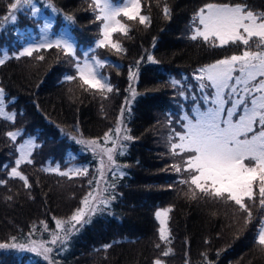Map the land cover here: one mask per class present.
Here are the masks:
<instances>
[{
	"label": "trees",
	"instance_id": "16d2710c",
	"mask_svg": "<svg viewBox=\"0 0 264 264\" xmlns=\"http://www.w3.org/2000/svg\"><path fill=\"white\" fill-rule=\"evenodd\" d=\"M45 1L49 3V0ZM199 1L202 0H169V19L162 12L160 1L150 0L145 14L150 16L151 25L146 28L134 22L130 26L131 31L127 37L123 36L122 42L126 54L101 50L118 66L104 70L114 86V91L107 94L108 99L95 91H85L76 80L73 81L75 85L65 81L64 76L71 74V68L66 69L65 57L55 48L34 54L44 55L43 61L12 58L0 66L5 106L10 112L17 113L14 122L0 118V179L8 181L6 185H0V243H12V237H16L17 242H25L29 233L33 238L40 232L46 234L47 231H43L45 224L55 230V219H67L72 210L80 206L75 199L71 210L67 203L70 194L53 190V183H67L76 176L69 179L57 172L44 171V164L51 160L68 165L72 153L80 154V144L69 134L104 143L105 133L116 128L121 106L128 98L131 111L125 113V123L130 129L128 134L134 139L125 142L124 155H116L118 164L127 165L123 168L126 175L116 181L117 198L109 209L92 216L91 222L73 234L64 248L54 254L60 264H154L157 258L164 264H264V250L255 243L257 228L264 219V208L258 204V218L244 240L247 227L240 225L239 228L240 223L230 210L236 206L225 204V210L219 212L178 197L174 191L179 185L178 179L169 172H165L167 175L162 172L161 165L169 164V161L164 158L160 166L154 161L157 160L153 149L160 116L173 114L176 104L182 103L186 107L193 104L192 90L187 92L188 99H185L179 94L182 87L172 85L171 81L175 79L183 85H193V74L199 67L232 52L230 48H212L187 38L184 30L199 9L196 6ZM226 1L246 3L257 11L264 10V0ZM12 2L0 0V49L13 43L19 49L24 43L20 40L19 28L37 25L30 8L16 12L15 23L11 20L2 22L9 14ZM89 2L51 0L58 10L57 24L64 26L69 22L65 16H73L74 23L69 22L70 30L82 49L95 44L100 33L99 22L95 21ZM26 35L23 38H27ZM149 54L158 63L148 61ZM198 56L203 61L198 60ZM130 69L136 74L132 80L129 79ZM130 84L137 93L134 99ZM71 86L79 89L71 91L68 89ZM197 101L200 102L199 97ZM9 131H21L39 145L34 149L33 163L21 165L30 188H25L19 179H9V169L15 166L18 158V141L14 143L7 137ZM162 147L169 155L168 144L164 142ZM86 159L88 156L79 155L78 161L85 162ZM91 171L88 170V176H97L96 171ZM9 196L11 200L7 199ZM168 207L172 208L168 222L171 243L165 244L159 239L155 212ZM110 243L113 246L104 251L103 245ZM157 244L161 247L157 248ZM169 247L177 257L174 258L173 253L162 256ZM30 257L27 253L0 251V264H26L27 261L41 264ZM178 258L180 262L176 261Z\"/></svg>",
	"mask_w": 264,
	"mask_h": 264
},
{
	"label": "snow or ice",
	"instance_id": "6c2138e0",
	"mask_svg": "<svg viewBox=\"0 0 264 264\" xmlns=\"http://www.w3.org/2000/svg\"><path fill=\"white\" fill-rule=\"evenodd\" d=\"M88 6L95 15V21L99 22L100 36L94 47L83 52L82 56L77 55V46L70 34L50 38L51 25L45 23L41 28L43 35L38 42L29 44L12 56L5 51L0 56V66L12 58L19 60L29 57L43 61L44 55L34 56V53L55 48L74 63L75 74L64 76L65 81L78 79L85 91H95L103 99H108L107 94L114 91V86L101 69L118 66L100 58L95 49L107 48L116 54H126L127 50L118 38H113L114 34L127 37L131 31L127 21H135L147 28L151 25V18L142 14V0H90ZM25 7L31 8L32 16L40 12L33 0H13L9 5V14L3 17L2 22L11 20L15 23L16 12ZM49 7L53 12L58 11L51 0ZM163 13L166 18H171V9L166 4ZM65 19L74 23L71 15H66ZM187 38L212 48H235L236 51L230 56L199 67L193 74L203 105L197 103V98L192 96L194 106L191 113L185 111L178 116L176 123L180 125L179 129L174 126L170 128L167 137L168 153L178 158L170 167L179 176L177 182L187 186L186 196L232 204L238 211L246 213L244 222L247 225L253 220L252 205L258 203L264 208V10H253L246 3L231 4L210 0L193 15ZM147 60L158 63L151 54L147 56ZM139 64L138 60L137 66ZM135 75L130 69L129 79L132 80ZM171 83L181 86L180 96L188 99L189 85H183L182 81L175 79ZM129 90L134 99L137 93L131 84ZM5 99V89L0 86V118L14 122L17 113L5 112ZM130 111L131 101L126 98L121 106L117 126L105 133L103 145L97 140L77 141L94 155H99V175L88 180L91 190L70 217L54 218V231L44 225V230L50 232V239L41 242L30 239L25 243H18L17 238L12 237L13 242L0 243V249L34 252L43 256L48 264H60L54 252L58 254L73 234L90 223L97 212L109 209L117 198L116 181L126 175L122 169L127 165L118 164L116 155H124L127 147L124 141L134 139L128 134L130 129L125 123V113ZM168 124H173L171 118ZM6 135L15 143L21 133L9 131ZM109 143L111 147L108 146ZM37 147L39 145L31 138L20 143L16 148L19 156L15 160V166L9 169V179H19L25 188H30L31 185L22 172L21 165L33 163V150ZM51 170L69 179L73 176H88L87 167L67 171H61L57 167ZM7 182L0 179V185H6ZM7 199L11 200L12 197ZM171 211L172 208L168 207L155 212V218L159 222V239L165 244L171 243L168 225ZM255 243L264 250V220L260 221L257 228ZM112 246L111 243L105 244L103 250L107 251ZM156 247L160 248L161 245L157 244ZM171 252L172 249L167 248L162 256L167 257ZM154 264H164V261L157 258Z\"/></svg>",
	"mask_w": 264,
	"mask_h": 264
},
{
	"label": "rangeland",
	"instance_id": "374dc122",
	"mask_svg": "<svg viewBox=\"0 0 264 264\" xmlns=\"http://www.w3.org/2000/svg\"><path fill=\"white\" fill-rule=\"evenodd\" d=\"M40 1H43V3L41 4ZM149 1L150 0H142V6H143L142 7V14H145V9L148 6V2ZM159 1H160V4H161V10L163 12V7L165 6V4L167 5L169 0H159ZM33 2L35 4V6L40 9V12L38 13V15L33 16L35 18V20H36V24H37L36 27L34 28V26L31 25V24H29L27 26L22 25V27L19 28V32H20L19 35L21 36L20 40L24 42L23 45L20 46L19 49H18V46L15 45V43H13V44H11L9 46L3 47V48L0 49V56H2L5 51H7L9 53V55H12L14 53L19 52L20 50H22L24 47L28 46L29 44H33V43L38 42L41 39L42 35H43V33L41 32V28L44 26L45 23H49L51 25V30L49 32V37L50 38H57V37L61 36V34H66V33L70 34L71 37H72V40L75 42V44L77 46V55H81L82 56L83 52L88 51L90 48L94 47V44L91 43V46H89L87 48H83V49L80 48L78 39L75 37V35L70 30L69 22H67L64 26H60L59 24L56 23L57 12H53L52 11L51 7H49V3H47L45 0H33ZM117 2H119V0H117ZM208 2H210V0H202V1H199L196 6H199V8H200V7L203 6V4L208 3ZM217 2H220V3H231L230 1H226V0H217ZM231 4H233V3H231ZM25 8H27V7H25ZM251 8L253 10H256L254 7H251ZM121 19H123V18H121ZM134 22L135 21H127V23L130 26ZM57 26H59L60 28H57ZM91 26H92V24H90V28H91ZM189 28H190V25L188 27H186L185 30H184V33H186L187 36H188V33H189ZM92 29H93V27H92ZM183 34L180 36V40H182ZM25 35L27 36V38H23ZM94 35H95V32H94ZM99 36H100V33L97 36V38L95 39V41L99 38ZM113 38L114 39L118 38L121 43L124 41V37L121 34H114ZM18 39L19 38L16 36V40H18ZM178 40H179V37H178ZM17 49H18V51H15ZM105 49H107V48L95 49V52L100 58L107 59L112 64H114L113 63L114 60L111 58L110 55L106 56V55H104L101 52V50H105ZM230 49H231L232 52L227 54V55H223L222 58H224L225 56H230L231 54H233L236 51V49H233V48H230ZM60 53H61V56L63 58L65 57V59H64L65 61L64 62H65L66 69L68 67L71 68V74L74 75L76 70L74 68L73 61L71 60V58H69L67 56H64L62 54V52H60ZM34 54H36V53H34ZM63 58H61V60ZM218 58H220V57H218ZM197 59L201 60V57L198 56ZM201 61H203V60H201ZM214 61H216V59L212 60L209 63H212ZM192 64H189V65L191 66ZM110 68H112V67L106 66L105 68L101 69V71L103 72V74L106 75L104 70H107V69H110ZM76 81L79 82L78 79ZM192 82H193V85L192 84L189 85L190 89L192 90V96H195L196 98L199 97V99H200V95L201 94H200L199 91L196 90L197 81L193 78ZM71 84L75 85V83L73 81L71 82ZM68 89L71 90V91H76L79 88H77L75 86H71ZM64 93H67V92H64ZM196 94H198V96ZM196 102L198 103V101H196ZM199 103L203 105V101L202 100H200ZM193 106H194V104H192V103H190L189 106H187V107L183 106L182 103H179V104L175 105V112L173 114L172 113L171 114H162L160 116V123H159L158 131H157V135H156V138H155V147L153 149V152H154V155H155L157 160H154V159L153 160L158 162L159 166L162 164L164 158L166 160H168L169 164L164 163L163 165H161L163 167V171L162 172H164V174L169 172L174 178H177V179L179 178V176L170 167V165L174 162V160H176L178 158L170 157L168 154H166L164 152V148L162 146H163L164 142L167 143V137L169 135L170 128L174 126L177 129H179L180 125L178 123H176V120H177L178 116L182 115L185 111H188L189 113H191V109H192ZM4 107H5V112L6 113L10 112L7 109V107L5 106V103H4ZM187 108H189V110H187ZM202 110H203V108H202ZM169 118H171L172 121H173L172 125L168 124ZM74 131H76V129ZM19 132L21 133V131H19ZM69 135H71V139H73L76 143H78L77 141L80 140V139L91 140V139L86 138L83 135L82 136L81 135H75V134L74 135L73 134H69ZM29 138L33 139L32 137L23 135L21 133V135L17 137V141H18L17 142V146L20 143H23L24 141L28 140ZM125 142L126 141H124V143ZM78 144H80V151H79L80 154H73L72 153L71 158H70L72 160L70 161V163H68V165L62 163L61 161H51L50 160V161H46V163L44 164L45 168L49 169V171H52L51 169L59 167V169L61 171H67L68 169H74L76 167H87L88 170H92L91 172H95L96 171L97 176H98L99 173L97 172V168L99 167V155H94V153L92 151H90L84 144H82V143H78ZM102 145H103V143H102ZM108 146L111 147V143H109ZM161 149H162V152H161ZM167 149H168V147H167ZM33 152H34V150H33ZM79 155L88 156V159H86L85 162H80V161H78ZM18 156H19V153H18ZM53 172H56V171H53ZM110 176L111 175L109 174V177ZM90 178H91V175H89V176H87L85 178H82V176H76V177H73V179L71 181L67 182V183H53V185H54V189L53 190H54V192H60V193L63 192V193L70 194L69 196H67L68 197V202L67 203H69L70 207L72 206V204L75 201V199L78 200V205L81 206V200L89 192V189H90V185L88 184V180ZM167 178H168V176H167ZM174 191L178 195V197L183 198L185 200L192 201L197 206H205V208L207 207V209H209V210L213 209V210H217V211L221 212V211H224L225 208H226L225 204H223L221 202H215V201H212V200H209V199H206V198L191 199L189 196L185 195V192L187 191V186L186 185L182 186V185L179 184L178 187H174ZM80 206H78V207H80ZM257 206H258V203L252 205L251 210L253 212V220H252L251 223H249L247 225H245V222H244V217L246 216V213L238 211L237 208H233V209L231 208L230 209L231 212L236 215V217H235L236 221L240 223L238 227L240 228V225H241V227H245V228L247 227L246 234H243V235H246L245 238H243L244 240H246L248 238L249 231L251 232V230L253 229V226H254V222L258 218V207ZM71 210H72V207H71ZM74 211H75V209L72 210V212H74ZM242 223H244L243 226H242ZM168 225H169V223H168ZM43 231L46 232L44 230V227H43ZM52 231H54V230H52ZM45 235H47V237ZM30 239H35L37 242L47 241L48 239H50V232L47 231L46 234H42L40 232L36 238H33L32 236H30L28 238V240H30ZM28 240H26V241H28ZM25 242H18V243H25ZM0 251H6V252L14 251V252H17V253H20V254L21 253L22 254L27 253V254L31 255V257H30L31 260L41 262V264H48V262L44 259L43 256L37 255L34 252L20 251L18 249H12V248L0 249ZM171 253H173L174 258L177 257L173 249H172ZM54 254H55V252H54ZM176 261L180 262L179 258ZM26 264H35V263L32 262V261H27Z\"/></svg>",
	"mask_w": 264,
	"mask_h": 264
}]
</instances>
